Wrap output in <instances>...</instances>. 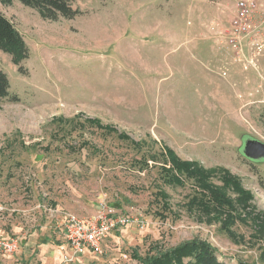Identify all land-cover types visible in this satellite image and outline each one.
<instances>
[{
  "label": "rangeland",
  "instance_id": "obj_1",
  "mask_svg": "<svg viewBox=\"0 0 264 264\" xmlns=\"http://www.w3.org/2000/svg\"><path fill=\"white\" fill-rule=\"evenodd\" d=\"M236 1L72 0L52 20L0 0L29 49L24 73L0 49L17 97L0 101V223L32 224V264H143L193 238L225 264H264V158L242 152L264 142V55L244 70L209 32ZM167 147L210 173L172 167ZM100 201L130 222L98 250L41 244Z\"/></svg>",
  "mask_w": 264,
  "mask_h": 264
},
{
  "label": "built area",
  "instance_id": "obj_2",
  "mask_svg": "<svg viewBox=\"0 0 264 264\" xmlns=\"http://www.w3.org/2000/svg\"><path fill=\"white\" fill-rule=\"evenodd\" d=\"M209 32L218 48L231 51L233 60L243 69L256 68L259 57L264 55V8L256 0H237L232 7L229 25L219 21L209 22ZM225 75V71L221 72ZM130 222L126 213H116L100 201L99 209L89 217L67 213L61 224L63 236L72 251L78 254L86 250H98L109 235L124 228ZM20 247L16 236L0 235V251L15 254Z\"/></svg>",
  "mask_w": 264,
  "mask_h": 264
},
{
  "label": "trees",
  "instance_id": "obj_3",
  "mask_svg": "<svg viewBox=\"0 0 264 264\" xmlns=\"http://www.w3.org/2000/svg\"><path fill=\"white\" fill-rule=\"evenodd\" d=\"M8 1V0H6ZM24 5L36 8L42 17L48 19H57L58 16L72 17L78 9L72 7V0H20ZM0 49L11 56L13 64L20 73H24L22 61L28 58V46L15 27L10 18L0 11ZM10 97L17 99L16 96L10 94L9 80L7 74L0 68V101ZM91 124L101 127L97 120L89 119ZM94 120V121H93ZM264 125V112L261 116ZM118 137H125L118 134ZM127 138V137H126ZM125 138V139H126ZM170 161L171 166L179 170L195 171L197 174H208L210 171L202 168L196 163L189 160H181L175 152L170 148H164V154ZM166 171H170L165 169ZM230 174H227V176ZM227 183L232 182L236 185L235 177L230 175ZM176 182L180 179L176 177ZM143 264H225L224 261L218 259L216 250L208 242L201 239H190L177 246L164 251L157 252L155 255L142 258Z\"/></svg>",
  "mask_w": 264,
  "mask_h": 264
},
{
  "label": "crops",
  "instance_id": "obj_4",
  "mask_svg": "<svg viewBox=\"0 0 264 264\" xmlns=\"http://www.w3.org/2000/svg\"><path fill=\"white\" fill-rule=\"evenodd\" d=\"M200 8H201V5H200ZM197 10L199 11V7L198 6H197ZM4 209H6V208H4V206L0 205V222H2L1 219L3 217V213L5 212ZM10 211L14 212L15 208L10 209ZM23 213H25V212H23ZM24 225H26L24 227V228H26V230L22 233L23 227H21V226L14 225V227H12L11 229H9L7 231V230L2 229L3 226L0 223V235L1 236H16L19 239H21V240H19L20 241L21 252L17 256L18 258L3 253L4 255H6L7 260L0 258V264H15L14 261H16L18 264H23V262H24V264H32V260H31L32 259V255H31L32 250L30 249L31 245H29L28 243L31 242V239L34 237L33 235L35 234V232H33V231L31 232L30 231L32 224L29 225V222H27V220H25V224ZM51 231L53 233V236H55V234H57V233H58V237H61V235H62V239H64L65 243H60V242L55 241V240L54 241L53 240L50 241V240H48L47 238L44 237V238H42V241H41V244L43 246H46V244L52 243V244H55V246H59V247H62L64 245H67L69 247L68 242L66 241L65 237L63 236V230L59 231V229H57V226H51ZM22 235H23V237H22ZM37 235H39L38 232L35 234V236H37ZM58 237H55V238H58ZM22 238L24 240H22ZM21 243H23L22 246H21ZM48 250H49V248H48ZM56 254L57 253L53 251V252H51L49 254H46V256H44V257H46V259L50 260V259L55 258Z\"/></svg>",
  "mask_w": 264,
  "mask_h": 264
},
{
  "label": "water",
  "instance_id": "obj_5",
  "mask_svg": "<svg viewBox=\"0 0 264 264\" xmlns=\"http://www.w3.org/2000/svg\"><path fill=\"white\" fill-rule=\"evenodd\" d=\"M243 154L249 159L264 158V142L247 138L243 143ZM239 264H248L245 262H239Z\"/></svg>",
  "mask_w": 264,
  "mask_h": 264
}]
</instances>
